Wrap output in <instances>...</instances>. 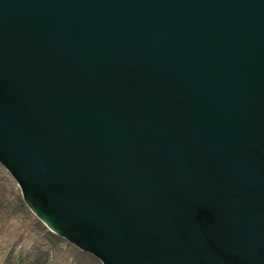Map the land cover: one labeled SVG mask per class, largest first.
Wrapping results in <instances>:
<instances>
[{
	"label": "water",
	"instance_id": "water-1",
	"mask_svg": "<svg viewBox=\"0 0 264 264\" xmlns=\"http://www.w3.org/2000/svg\"><path fill=\"white\" fill-rule=\"evenodd\" d=\"M0 163L103 264H264V0H0Z\"/></svg>",
	"mask_w": 264,
	"mask_h": 264
},
{
	"label": "rangeland",
	"instance_id": "rangeland-1",
	"mask_svg": "<svg viewBox=\"0 0 264 264\" xmlns=\"http://www.w3.org/2000/svg\"><path fill=\"white\" fill-rule=\"evenodd\" d=\"M0 163V264H103L75 244L49 235Z\"/></svg>",
	"mask_w": 264,
	"mask_h": 264
},
{
	"label": "trees",
	"instance_id": "trees-1",
	"mask_svg": "<svg viewBox=\"0 0 264 264\" xmlns=\"http://www.w3.org/2000/svg\"><path fill=\"white\" fill-rule=\"evenodd\" d=\"M49 235H50L52 238H55V239H57V240H62V237L56 235L55 233H53V232H51V231H49Z\"/></svg>",
	"mask_w": 264,
	"mask_h": 264
}]
</instances>
